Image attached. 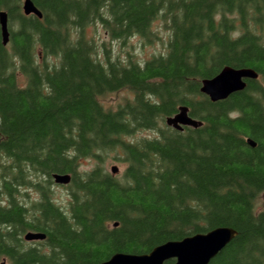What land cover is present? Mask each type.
I'll use <instances>...</instances> for the list:
<instances>
[{
	"label": "trees",
	"instance_id": "trees-1",
	"mask_svg": "<svg viewBox=\"0 0 264 264\" xmlns=\"http://www.w3.org/2000/svg\"><path fill=\"white\" fill-rule=\"evenodd\" d=\"M22 1L0 0L11 33L4 46L0 27V261L100 264L229 226L238 235L209 264H264V0H33L42 18ZM158 18L166 52L144 62L101 56L87 35L100 25L150 41ZM226 65L259 78L212 102L201 80ZM122 90L132 99L105 107ZM182 105L203 125L167 126ZM118 152L121 177L105 167ZM84 159L96 165L82 171ZM54 173L72 176L66 210Z\"/></svg>",
	"mask_w": 264,
	"mask_h": 264
},
{
	"label": "water",
	"instance_id": "water-1",
	"mask_svg": "<svg viewBox=\"0 0 264 264\" xmlns=\"http://www.w3.org/2000/svg\"><path fill=\"white\" fill-rule=\"evenodd\" d=\"M23 13L42 18L43 14L33 0L22 1ZM0 27L3 45L10 42L9 15L6 10L0 11ZM259 73L249 67L237 68L230 65L224 66L220 72L211 78L201 80V92L208 95L212 101L223 100L231 94L244 90L247 80H256ZM167 126L183 131L185 127L198 128L203 125L200 120L194 119L189 114V108L180 106L174 116L165 119ZM247 143L256 146L253 139L248 138ZM116 172V168H112ZM55 183L68 184L71 176L68 174H54ZM238 232L232 227L219 226L205 233H197L184 237L181 240H170L154 247L143 254L117 253L111 259L101 264H164L168 260H175L174 264H209L222 250L237 236ZM46 235L41 232H28L26 241L43 240ZM0 264H5L2 262Z\"/></svg>",
	"mask_w": 264,
	"mask_h": 264
},
{
	"label": "rangeland",
	"instance_id": "rangeland-1",
	"mask_svg": "<svg viewBox=\"0 0 264 264\" xmlns=\"http://www.w3.org/2000/svg\"><path fill=\"white\" fill-rule=\"evenodd\" d=\"M153 29L156 34V37H154V39L150 41L143 39L139 36H133L131 38L126 39L125 41H122V39H112L100 25L89 26L87 28V35L88 37L95 38L101 56L105 51L108 50L112 57L119 58L121 61H125L127 58L132 56L134 60L144 62L147 59L152 58L154 55L166 52L170 31L166 26L165 21L161 18H158L153 25ZM9 48H11V45H9ZM42 60L43 59L41 57L38 59L40 63L42 62ZM48 62L51 65L58 64V59L55 56H49ZM16 74L18 76L19 84L21 86L27 85V78L22 75L19 70H16ZM132 97L133 94L131 92L127 90H122L119 92L107 94L101 99V101L103 102L105 107L116 109L118 105L123 104V102H125L127 99H132ZM138 135L148 136L151 135V133L149 131H141ZM123 157L124 154L122 152L114 154L111 153L108 156L105 164L107 171H109L116 177H121L126 168V163L121 160ZM116 158L120 159L118 160ZM95 165L96 161L94 159H84L82 160L80 170H89ZM113 166L118 167L116 173L112 172ZM69 187L70 184L67 186L59 184L53 185V192L55 195L54 198L59 204L63 206L65 210L68 207L70 201L68 189ZM263 205L264 204L261 202V206ZM6 264H9V262L6 261Z\"/></svg>",
	"mask_w": 264,
	"mask_h": 264
},
{
	"label": "bare ground",
	"instance_id": "bare-ground-1",
	"mask_svg": "<svg viewBox=\"0 0 264 264\" xmlns=\"http://www.w3.org/2000/svg\"><path fill=\"white\" fill-rule=\"evenodd\" d=\"M10 36H11V35H10ZM7 45H8V44H7ZM201 87H202V84H201ZM239 92H240V91H239ZM233 94H234V93H233ZM231 95H232V94H231ZM207 96H208V95H207ZM208 97H209V96H208ZM209 98H210V97H209ZM227 98H228V97H227ZM227 98H226V99H227ZM210 100H211V99H210ZM223 100H225V99H223ZM211 101H212V100H211ZM218 101H221V100H218ZM212 102H217V101H212ZM182 106H183V105H182ZM185 106H187V105H185ZM187 107H188V106H187ZM188 108H189V107H188ZM178 110H179V108H178ZM177 112H178V111H177ZM175 114H176V113H175ZM175 114H174V115H175ZM189 114H190V109H189ZM174 115H172V116H174ZM168 117H169V116H168ZM166 118H167V117H166ZM194 119H196V118H194ZM196 120H198V119H196ZM113 167L116 168V172H117L118 167H117V166H113ZM113 167H112V168H113ZM112 172H113V170H112ZM116 172H113V173H116ZM54 174H61V173H54ZM54 174H53V175H54ZM67 174L71 176V174H69V173H67ZM53 179H54V177H53ZM71 180H72V176H71ZM54 182H55V180H54ZM70 183H71V181H70ZM70 183H68V184H59V185H65V186H67V185H69ZM55 184H57V183H55ZM116 225H118V223H115V226H116ZM228 227H229V226H228ZM233 229H234V228H233ZM29 232H33V231H29ZM27 233H28V232H27ZM27 233H26V234H27ZM26 234H25V235H26ZM44 234H45V233H44ZM196 234H197V233H196ZM45 235H46V234H45ZM237 235H238V234H237ZM24 238H25V236H24ZM45 238H46V237H45ZM43 240H44V239H43ZM180 240H181V239H180ZM168 241H170V240H168ZM166 242H167V241H166ZM164 243H165V242H164ZM159 245H160V244H159ZM157 246H158V245H157ZM155 247H156V246H155ZM117 253L138 254V253H128V252H116V253H114L113 255H115V254H117ZM141 254H143V253H141ZM113 255H112V256H113ZM112 256H111V257H112ZM111 257H110L109 259H111ZM109 259H107V260H109ZM105 261H106V260H105ZM2 262H5V264H6V260H3ZM2 262H1V263H2ZM101 263H102V262H101ZM101 263H100V264H101Z\"/></svg>",
	"mask_w": 264,
	"mask_h": 264
},
{
	"label": "flooded vegetation",
	"instance_id": "flooded-vegetation-1",
	"mask_svg": "<svg viewBox=\"0 0 264 264\" xmlns=\"http://www.w3.org/2000/svg\"><path fill=\"white\" fill-rule=\"evenodd\" d=\"M43 240L33 241L34 244H37V242H42Z\"/></svg>",
	"mask_w": 264,
	"mask_h": 264
}]
</instances>
